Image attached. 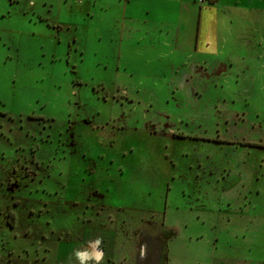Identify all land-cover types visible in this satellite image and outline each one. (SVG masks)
<instances>
[{"label": "rangeland", "instance_id": "374dc122", "mask_svg": "<svg viewBox=\"0 0 264 264\" xmlns=\"http://www.w3.org/2000/svg\"><path fill=\"white\" fill-rule=\"evenodd\" d=\"M0 264H264V0H0Z\"/></svg>", "mask_w": 264, "mask_h": 264}, {"label": "trees", "instance_id": "16d2710c", "mask_svg": "<svg viewBox=\"0 0 264 264\" xmlns=\"http://www.w3.org/2000/svg\"><path fill=\"white\" fill-rule=\"evenodd\" d=\"M199 1V0H198ZM211 4V3H210ZM10 225L13 226V224L10 222Z\"/></svg>", "mask_w": 264, "mask_h": 264}, {"label": "built area", "instance_id": "2783aa9c", "mask_svg": "<svg viewBox=\"0 0 264 264\" xmlns=\"http://www.w3.org/2000/svg\"><path fill=\"white\" fill-rule=\"evenodd\" d=\"M200 1V0H199ZM201 1H203V0H201ZM206 1V0H205ZM208 1H211V0H208Z\"/></svg>", "mask_w": 264, "mask_h": 264}, {"label": "crops", "instance_id": "0c3cea01", "mask_svg": "<svg viewBox=\"0 0 264 264\" xmlns=\"http://www.w3.org/2000/svg\"><path fill=\"white\" fill-rule=\"evenodd\" d=\"M255 3V2H254Z\"/></svg>", "mask_w": 264, "mask_h": 264}]
</instances>
